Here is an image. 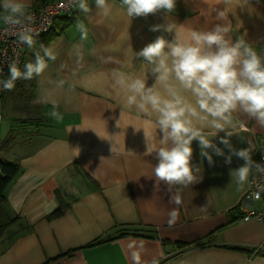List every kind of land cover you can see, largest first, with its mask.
<instances>
[{
    "label": "crops",
    "instance_id": "obj_1",
    "mask_svg": "<svg viewBox=\"0 0 264 264\" xmlns=\"http://www.w3.org/2000/svg\"><path fill=\"white\" fill-rule=\"evenodd\" d=\"M46 1L26 3L32 9ZM109 3V17L96 14L95 0H88L87 16L76 8L73 23L48 46L57 59L47 61L49 67L36 78L32 96L47 120L30 142L10 155L20 171L6 190L0 212L3 220L14 218L0 238V264H134L132 252L137 250L141 264H264V224L238 220L251 175L242 190L231 183L230 169L245 161L233 156L232 163H226L230 150L220 142L224 132L209 137L225 152L219 156L208 150L214 165L202 157L199 141L192 142L200 182L181 189L178 219L169 227L168 214L177 206L169 203L166 185L155 190V179L150 178L158 161L144 154L143 129L156 146L158 130L124 106L111 72L119 68L148 77L151 85L154 79L135 52L157 36L171 35L150 30L165 23L163 12L131 19L121 0ZM224 8L222 0H177L171 19L185 31L209 29L221 22L216 13ZM226 16L232 40L243 37L264 56V0H233ZM78 21L88 25L87 40L80 38ZM61 79L65 84L57 87ZM52 111L62 118L53 119ZM237 115L243 127L231 130V144L249 148L255 160L264 145V127L243 113ZM247 206L259 207V202L248 201ZM58 208L61 213L48 218ZM123 228L145 235L117 236ZM207 238L209 245H193ZM179 243L191 247L182 249Z\"/></svg>",
    "mask_w": 264,
    "mask_h": 264
},
{
    "label": "clouds",
    "instance_id": "obj_2",
    "mask_svg": "<svg viewBox=\"0 0 264 264\" xmlns=\"http://www.w3.org/2000/svg\"><path fill=\"white\" fill-rule=\"evenodd\" d=\"M69 2L86 16L91 13L88 0ZM222 3L225 8L216 13L217 21L221 22L209 29L185 31L171 19L177 0H121V6L131 19L163 12L165 23L154 25L150 30H163L171 35V39L157 36L135 52L136 59L154 79L151 85L148 77L119 68L111 72L113 87L123 93L124 106L158 130L159 146H156L143 129L147 139L144 154L154 155L158 161L153 165L150 178L155 179V190L160 191L161 185H166L171 193L169 203L177 206L168 214L169 227L178 219V207L183 203L181 189L200 182V167L192 163L194 140L200 143L202 157L214 165L208 150L212 149L219 156H224L225 152L209 137L225 133L220 142L230 150L226 163L231 164L233 156L245 161L239 168L230 169L231 183L238 190L248 184L253 171L264 174V164L253 160L249 148L236 149L230 139L231 130L243 127L238 113L264 127V56L243 37L232 40V25L227 21L226 12L233 0H222ZM95 8L96 14L103 17L112 13L109 0H95ZM0 20L8 26L6 31H13L21 43L29 48L35 46L30 27L32 16L26 0H0ZM76 27L81 40H87L88 25L78 21ZM56 59L54 49L41 44L40 50L35 52V61L26 64L23 70L16 63L9 65V78L0 80V88L11 90L18 80L41 77L49 67L47 61ZM64 84L63 79L56 82L57 87ZM50 115L55 120L62 118L57 111ZM123 117L124 111L117 121L119 128ZM132 126L137 132L141 130ZM116 150L117 145L113 143L111 151ZM132 259L134 264H141V251H133Z\"/></svg>",
    "mask_w": 264,
    "mask_h": 264
},
{
    "label": "trees",
    "instance_id": "obj_3",
    "mask_svg": "<svg viewBox=\"0 0 264 264\" xmlns=\"http://www.w3.org/2000/svg\"><path fill=\"white\" fill-rule=\"evenodd\" d=\"M73 21L74 18L72 14L64 17H58L49 31L34 36V40L36 42L35 46L33 48H29L25 45L21 56L22 63L19 67L23 70L26 64L34 62L35 52L40 50V45L43 44L48 47L62 34L66 27L73 23ZM8 78L9 77H5L4 80H7ZM35 88L36 79L18 80L16 81L13 89H3L0 95L1 118H8L10 120V125L6 134L0 138V212H3L1 210L3 209V204L7 198L6 190L14 177L20 171L19 162L9 158L12 151L16 150L21 145L30 142L32 138L39 133V128L44 125L47 120L41 113L40 107L32 103V96ZM60 213L61 209L58 208L53 211L48 218H55ZM12 220H14V218H11L10 216H7L6 220H3L0 217V238ZM136 231L137 229L123 228L117 236L130 233L145 235L144 232L139 231L136 233ZM101 241L102 240H97L95 243ZM210 242L211 240L207 238L197 241L193 245L195 247L207 246ZM177 246L182 249H189L191 244L179 243Z\"/></svg>",
    "mask_w": 264,
    "mask_h": 264
},
{
    "label": "built area",
    "instance_id": "obj_4",
    "mask_svg": "<svg viewBox=\"0 0 264 264\" xmlns=\"http://www.w3.org/2000/svg\"><path fill=\"white\" fill-rule=\"evenodd\" d=\"M76 8L69 0H47L40 8L28 9V13L32 16L30 27L33 30V35L49 31L58 17L68 16ZM7 28L6 24L0 26V80L9 77L10 64L21 65V56L25 47V44L18 40L13 31H6ZM1 120L0 114V122ZM255 161L264 164V145ZM248 201L259 202V207L247 206ZM241 207L239 221L257 220L264 224V174L253 171L250 178V189L245 195Z\"/></svg>",
    "mask_w": 264,
    "mask_h": 264
},
{
    "label": "rangeland",
    "instance_id": "obj_5",
    "mask_svg": "<svg viewBox=\"0 0 264 264\" xmlns=\"http://www.w3.org/2000/svg\"><path fill=\"white\" fill-rule=\"evenodd\" d=\"M10 120L8 118H4L2 120V125L0 127V137H3L6 130L9 128ZM10 159H13V157H9Z\"/></svg>",
    "mask_w": 264,
    "mask_h": 264
}]
</instances>
